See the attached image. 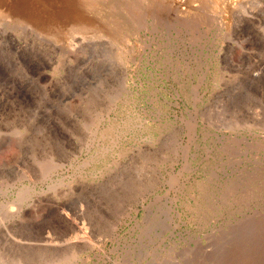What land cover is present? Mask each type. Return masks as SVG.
Wrapping results in <instances>:
<instances>
[{"label":"rangeland","instance_id":"1","mask_svg":"<svg viewBox=\"0 0 264 264\" xmlns=\"http://www.w3.org/2000/svg\"><path fill=\"white\" fill-rule=\"evenodd\" d=\"M0 264H264V0H0Z\"/></svg>","mask_w":264,"mask_h":264},{"label":"bare ground","instance_id":"2","mask_svg":"<svg viewBox=\"0 0 264 264\" xmlns=\"http://www.w3.org/2000/svg\"><path fill=\"white\" fill-rule=\"evenodd\" d=\"M242 1H243V0H242ZM186 3H187V2H186ZM243 3H244V2H243ZM248 3H249V2H248ZM241 5H242V3H241ZM228 6H229V5H228ZM244 6H246V5H244ZM244 6H243V7H244ZM248 7H249V6H248ZM256 7H257V5H256ZM256 7H255V8H256ZM8 8H9V7H8ZM240 8H241V7H240ZM253 9H254V8H253ZM257 9H258V8H257ZM251 10H252V9H251ZM251 10H250V11H251ZM252 11H253V10H252ZM247 13H251V12H247ZM253 13H254V12H253ZM253 13H251V15H252ZM254 15H255V14H254ZM42 21H43V20H42ZM42 21H39V23H41L42 26L46 27V26H47L46 23L43 24L44 22H42Z\"/></svg>","mask_w":264,"mask_h":264}]
</instances>
